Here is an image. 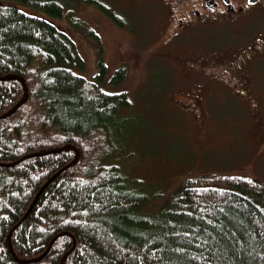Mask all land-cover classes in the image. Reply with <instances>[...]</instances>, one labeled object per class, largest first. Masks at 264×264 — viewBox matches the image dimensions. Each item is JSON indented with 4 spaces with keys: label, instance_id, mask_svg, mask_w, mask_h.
<instances>
[{
    "label": "trees",
    "instance_id": "obj_1",
    "mask_svg": "<svg viewBox=\"0 0 264 264\" xmlns=\"http://www.w3.org/2000/svg\"><path fill=\"white\" fill-rule=\"evenodd\" d=\"M19 6L63 13L61 0H0V117L27 94L0 118V264H264L257 179L188 177L140 215L148 197L108 163L109 128L130 102L104 85L123 82L126 67L106 82L89 30L97 72L76 74L84 64L72 39Z\"/></svg>",
    "mask_w": 264,
    "mask_h": 264
},
{
    "label": "rangeland",
    "instance_id": "obj_2",
    "mask_svg": "<svg viewBox=\"0 0 264 264\" xmlns=\"http://www.w3.org/2000/svg\"><path fill=\"white\" fill-rule=\"evenodd\" d=\"M61 5V18L19 8L50 22L72 39L84 64L83 70L74 69L76 74L93 80L97 72L99 55L87 36L89 30L100 41L104 80L120 65L126 67L123 82L104 85L108 93L125 92L130 102L109 128L115 153L108 163L118 166L133 192L148 197L140 215L150 216L165 205L188 177L236 175L264 184L262 103L248 104L250 109L221 92L207 95L206 85L196 82L203 86L200 88L179 74L175 60L161 53L173 51L166 46L171 29L166 24L151 25L154 8L146 0H61ZM260 27L232 32L237 38L252 39L264 34V26ZM222 32L213 30L207 39L218 46L226 42ZM200 38L191 42L203 43L205 37ZM257 69L264 72V62ZM256 75L253 80L264 88V73Z\"/></svg>",
    "mask_w": 264,
    "mask_h": 264
},
{
    "label": "flooded vegetation",
    "instance_id": "obj_3",
    "mask_svg": "<svg viewBox=\"0 0 264 264\" xmlns=\"http://www.w3.org/2000/svg\"><path fill=\"white\" fill-rule=\"evenodd\" d=\"M146 2L154 8L150 13L151 25L166 24L171 29L166 46L173 51L161 53L175 60L179 74L200 88L206 85L207 95L221 92L222 96L250 109L253 107L248 104L262 103L260 108L264 111V88L260 89L261 86L253 80L256 74L262 76L264 73L257 69L259 62H264V34L251 39L250 36L237 38L232 32L235 29L254 31L264 26V0ZM213 30H223L226 37L222 39L226 42L221 41L217 46L208 40ZM203 37V43L191 42Z\"/></svg>",
    "mask_w": 264,
    "mask_h": 264
},
{
    "label": "water",
    "instance_id": "obj_4",
    "mask_svg": "<svg viewBox=\"0 0 264 264\" xmlns=\"http://www.w3.org/2000/svg\"><path fill=\"white\" fill-rule=\"evenodd\" d=\"M24 101H25V99H23L19 104H17V105L15 106V108L18 107L19 105H21ZM15 108H14L13 110H11L9 113H7V114L1 116L0 118H3V117H5V116L11 114V113L15 110ZM53 152H55V151H53ZM76 160H77V153H76V157H75V159L73 160V162H72L71 164H73ZM71 164H69L68 166H70ZM68 166H67V167H68ZM55 175H56V174H55ZM55 175H53L52 177H54ZM50 180H51V178H50ZM50 180H49V181H50ZM45 185H46V184H44L43 187H44ZM43 187H42V188H43ZM42 188H41V189H42ZM9 236H10V234L8 235V239H9ZM52 242H53V240L51 241V243H52ZM45 253H46V252H45ZM41 257H42V256H41ZM63 259H64V257L61 259L60 264H62ZM32 261H34V260H32ZM20 263H25V262H24V261H22V262L20 261Z\"/></svg>",
    "mask_w": 264,
    "mask_h": 264
},
{
    "label": "bare ground",
    "instance_id": "obj_5",
    "mask_svg": "<svg viewBox=\"0 0 264 264\" xmlns=\"http://www.w3.org/2000/svg\"><path fill=\"white\" fill-rule=\"evenodd\" d=\"M26 97H27V94H25V97L23 98V99H26ZM22 99V100H23ZM77 153V152H76ZM75 157H76V155H75ZM77 157H78V153H77ZM75 159V158H74Z\"/></svg>",
    "mask_w": 264,
    "mask_h": 264
}]
</instances>
